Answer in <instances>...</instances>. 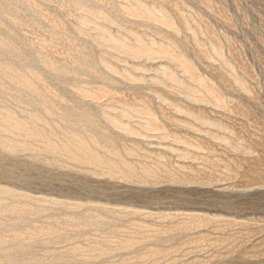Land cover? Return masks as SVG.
Segmentation results:
<instances>
[{
	"label": "rangeland",
	"instance_id": "obj_1",
	"mask_svg": "<svg viewBox=\"0 0 264 264\" xmlns=\"http://www.w3.org/2000/svg\"><path fill=\"white\" fill-rule=\"evenodd\" d=\"M0 264H264V0H0Z\"/></svg>",
	"mask_w": 264,
	"mask_h": 264
}]
</instances>
